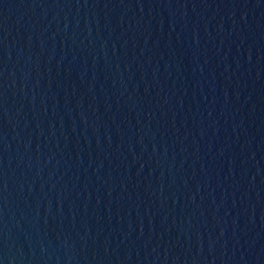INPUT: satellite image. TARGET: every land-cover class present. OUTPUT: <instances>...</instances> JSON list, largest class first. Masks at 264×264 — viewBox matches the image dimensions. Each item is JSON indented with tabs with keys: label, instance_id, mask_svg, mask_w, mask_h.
I'll list each match as a JSON object with an SVG mask.
<instances>
[{
	"label": "water",
	"instance_id": "1",
	"mask_svg": "<svg viewBox=\"0 0 264 264\" xmlns=\"http://www.w3.org/2000/svg\"><path fill=\"white\" fill-rule=\"evenodd\" d=\"M0 264H264V0H0Z\"/></svg>",
	"mask_w": 264,
	"mask_h": 264
}]
</instances>
